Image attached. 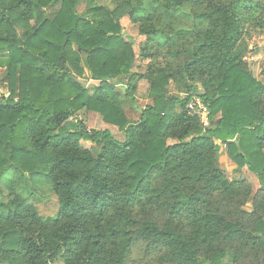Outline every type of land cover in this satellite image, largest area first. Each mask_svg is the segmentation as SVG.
<instances>
[{"label":"trees","instance_id":"1","mask_svg":"<svg viewBox=\"0 0 264 264\" xmlns=\"http://www.w3.org/2000/svg\"><path fill=\"white\" fill-rule=\"evenodd\" d=\"M109 1L0 0V264H126L136 243L156 264H264V82L238 49L244 24L264 29V0ZM124 21L164 67L130 72ZM136 76L152 102L134 121L115 86L127 78L132 99ZM193 98L206 128L186 110ZM80 111L124 141L88 130ZM215 141L257 178L254 194L225 175ZM43 189L53 218L27 201Z\"/></svg>","mask_w":264,"mask_h":264},{"label":"rangeland","instance_id":"2","mask_svg":"<svg viewBox=\"0 0 264 264\" xmlns=\"http://www.w3.org/2000/svg\"><path fill=\"white\" fill-rule=\"evenodd\" d=\"M96 3L104 7L110 6L109 0H96ZM58 8L59 7L55 5L52 8H50L48 10L49 16H52L58 10ZM86 8H87V3L81 2L78 7V12L82 13ZM242 30H243L242 32L243 36L241 42L238 44V49L244 51V57L254 58L253 62L243 61V63L246 64L248 70L252 74L258 76V74L261 71V68H264V29L260 30V28L257 27L255 22L249 21L248 23L243 25ZM122 35L125 41L128 42L133 48L134 63L130 71L132 74L147 76L148 74H151L154 69L162 68L165 66L167 60L163 55L157 58H148V56H146L147 54L150 53L154 55V50H151L150 46H147L145 44V39L144 37L138 34L136 25L131 24L128 21H124ZM83 66H85L84 63ZM4 74H5V62L0 60V96L7 95L6 88L1 81ZM146 78H140L137 76L134 77L133 82L135 83V89L131 91L133 97L132 99L127 98L125 96L126 93L125 84L128 83L127 78H125L122 83H118L115 86L116 91L119 93L121 98V107L123 108L126 116L134 121L139 118V114L142 108L145 107L146 105L151 104L152 102V99L149 97L150 81ZM79 82L83 87L88 89L89 92H92L94 87L98 85L97 82L91 80L89 73L86 70L84 71L83 77L79 79ZM169 90L171 94H175L172 91L171 87H169ZM77 117L84 122L88 130L91 131L106 130L117 141L119 142L124 141L123 132L118 131L116 127L105 124L101 116L98 115L97 113L80 111L79 113H77ZM81 144L83 147L89 148L93 156L97 155L98 148L94 144L84 141H81ZM218 150L220 151L219 162L221 163V168L223 169L225 175L228 178L246 179L251 184L254 194V192L259 187L257 178L254 175L248 173L247 171L245 172L242 169H238L237 167L235 168V170L229 169L228 163L224 161V156L226 154L225 153L226 147L223 145L219 146ZM8 176L9 173H7L4 178H7ZM2 199L4 201H7V195L5 189H3L2 192ZM27 201L33 204L43 217L53 218L57 213V199L53 194L49 192L48 189L37 190L36 196L35 197L30 196L27 199ZM246 209H249V206H246ZM54 264H61V263L59 261H56ZM126 264H156V262L152 259L151 256H148L145 253L143 243H136L132 247L128 255Z\"/></svg>","mask_w":264,"mask_h":264},{"label":"built area","instance_id":"3","mask_svg":"<svg viewBox=\"0 0 264 264\" xmlns=\"http://www.w3.org/2000/svg\"><path fill=\"white\" fill-rule=\"evenodd\" d=\"M243 61H249L253 62V57H243ZM186 110L188 114L192 117H195L199 120L200 124L206 128L209 125L208 120V109L207 107L202 103V101L198 98L191 99L188 104L186 105Z\"/></svg>","mask_w":264,"mask_h":264},{"label":"crops","instance_id":"4","mask_svg":"<svg viewBox=\"0 0 264 264\" xmlns=\"http://www.w3.org/2000/svg\"><path fill=\"white\" fill-rule=\"evenodd\" d=\"M253 76H254V78H256L257 80H259V81H262V82H264V76H262L260 73L258 74V76H256V75H254L253 74ZM215 144H216V146H217V148L219 147V146H222L223 144H221L220 142H218V141H215ZM223 146H225V145H223ZM226 147V146H225ZM218 153H219V159H220V151L218 150ZM226 154H225V156H224V161H226L227 163H228V168L229 169H231V170H235V168H236V165L234 164V163H232L231 161H229L228 159V156H227V151L225 152ZM219 164H220V168H221V163L219 162ZM227 166V165H226ZM222 169V168H221ZM223 170V169H222ZM243 171H247L246 170V168H243L242 169ZM224 172V171H223ZM249 173V172H248ZM243 179V178H242ZM246 180V179H245Z\"/></svg>","mask_w":264,"mask_h":264},{"label":"bare ground","instance_id":"5","mask_svg":"<svg viewBox=\"0 0 264 264\" xmlns=\"http://www.w3.org/2000/svg\"><path fill=\"white\" fill-rule=\"evenodd\" d=\"M29 197V196H28Z\"/></svg>","mask_w":264,"mask_h":264}]
</instances>
